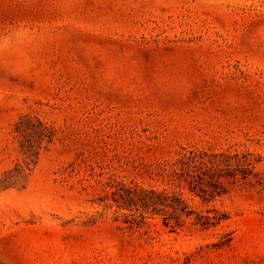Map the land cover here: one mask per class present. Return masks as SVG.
Segmentation results:
<instances>
[{"label": "rangeland", "instance_id": "1", "mask_svg": "<svg viewBox=\"0 0 264 264\" xmlns=\"http://www.w3.org/2000/svg\"><path fill=\"white\" fill-rule=\"evenodd\" d=\"M184 149L252 153L229 193L183 189L227 219L118 207ZM0 264H264V0H0Z\"/></svg>", "mask_w": 264, "mask_h": 264}, {"label": "trees", "instance_id": "2", "mask_svg": "<svg viewBox=\"0 0 264 264\" xmlns=\"http://www.w3.org/2000/svg\"><path fill=\"white\" fill-rule=\"evenodd\" d=\"M22 124L19 122V129ZM22 135L26 136L25 132ZM44 136L38 140L42 141ZM23 144L28 151L35 145L33 139L29 138L23 139ZM251 154L184 149L173 162H167L161 168V175L171 185L170 188L122 186L114 191V201L118 207L138 211L142 222L147 214H159L164 224L172 230L183 229L188 222L190 226L200 229L215 227L228 218L227 213L216 208H209L205 212L196 211L184 198L183 189L188 188L207 203L229 193L234 186L246 182L253 173L255 165L251 161ZM230 241L231 237L220 244Z\"/></svg>", "mask_w": 264, "mask_h": 264}]
</instances>
